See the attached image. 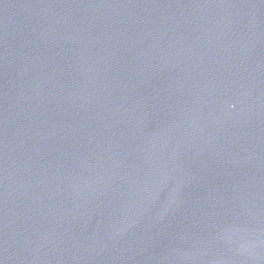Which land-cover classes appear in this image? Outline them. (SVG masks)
I'll return each mask as SVG.
<instances>
[{
    "label": "water",
    "instance_id": "95a60500",
    "mask_svg": "<svg viewBox=\"0 0 264 264\" xmlns=\"http://www.w3.org/2000/svg\"><path fill=\"white\" fill-rule=\"evenodd\" d=\"M0 264H264V0H0Z\"/></svg>",
    "mask_w": 264,
    "mask_h": 264
}]
</instances>
